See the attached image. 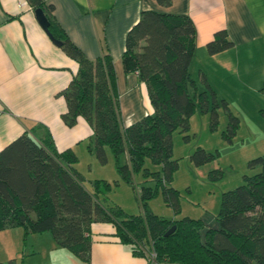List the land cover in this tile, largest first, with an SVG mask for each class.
I'll list each match as a JSON object with an SVG mask.
<instances>
[{"label": "trees", "instance_id": "obj_1", "mask_svg": "<svg viewBox=\"0 0 264 264\" xmlns=\"http://www.w3.org/2000/svg\"><path fill=\"white\" fill-rule=\"evenodd\" d=\"M26 1L34 11H44L51 34L79 65L63 92L67 102L64 122L71 126L82 117L91 125L94 135L88 142L89 153L106 164L110 149L122 181L133 184L134 176L142 173L152 177L155 186L142 187L140 215L107 206L118 182L95 180L89 191L73 150L59 152L48 132L39 137L37 129L26 131L0 151V232L21 228L25 242L32 234L50 233L57 246L90 264L92 225L105 222L115 227L116 237L135 256L152 262L154 253L156 264H264V155L250 162L251 168H260L257 174L245 176L243 185L223 193L214 227L204 219L168 220L150 207L162 193L175 216L181 214V194L172 187L179 168L178 160L173 159L172 135L188 132L194 115L211 114V128L217 129L218 110L223 108L229 117L223 138L230 143L240 128V119L225 99L219 100L206 76L202 74L201 90L192 78L197 31L191 18L143 11L130 30L123 68L128 74H138L147 85L154 112L124 125L112 58L88 59L57 22L52 5L43 0ZM156 1L163 7L172 5V0ZM233 47L228 32L222 30L206 49L214 56ZM260 91L264 93V84ZM218 156L198 148L191 159L202 167ZM149 162L161 170L151 172L146 166ZM213 175L221 176L222 171L214 170L210 177ZM173 227L175 231L166 237Z\"/></svg>", "mask_w": 264, "mask_h": 264}, {"label": "crops", "instance_id": "obj_2", "mask_svg": "<svg viewBox=\"0 0 264 264\" xmlns=\"http://www.w3.org/2000/svg\"><path fill=\"white\" fill-rule=\"evenodd\" d=\"M43 1L54 7L57 22L88 59L112 58L124 125L154 112L147 85L138 74L126 73L122 63L127 36L143 11L191 18L197 31L191 75L200 90L204 89L202 74L218 98H225L226 93L217 85L261 88L264 84V0H172L170 7L156 0ZM24 4L31 8L26 0H0V151L26 131L37 129L39 137L48 132L59 152H75L77 170L85 178L79 168L80 154L95 157L88 151L94 130L82 117L71 126L63 120L67 112L63 92L78 73V62L52 42L35 11ZM222 30L228 32L234 47L209 55L207 44ZM91 229L90 264H156L122 245L112 224L96 222ZM33 235L39 237L32 238L22 264H83L71 251L57 246L53 236Z\"/></svg>", "mask_w": 264, "mask_h": 264}, {"label": "rangeland", "instance_id": "obj_3", "mask_svg": "<svg viewBox=\"0 0 264 264\" xmlns=\"http://www.w3.org/2000/svg\"><path fill=\"white\" fill-rule=\"evenodd\" d=\"M193 77L198 79L197 71L193 70ZM217 86L222 93H226L225 98L219 100L230 102L231 111L240 119V128L231 143L223 138V134L228 133L229 117L226 111L220 108L217 129L211 128V114L198 112L191 118L188 132L176 131L172 135L173 159L179 162L172 187L181 194V214L176 217L160 193L150 202L152 211L160 217L168 220L183 217L204 219L210 227H214L223 193L243 185L245 176H253L260 171L259 167L251 168L250 162L264 155V93L260 91L262 87H249L241 83L238 87ZM198 148L214 155L219 153V156L215 161L198 167L191 159ZM107 152L109 161L106 164H101L96 157L90 159L89 155L80 154L79 168L85 175V187L92 192L91 183L95 180H106L113 184L118 182L109 194L106 205L120 206L130 215L142 214L139 202L141 189L144 185L154 187L155 181L141 173L134 176L133 184L125 183L117 173L112 152L110 149H107ZM146 166L151 172L161 170L160 166L150 162ZM218 169L222 171V175L210 177L211 172ZM46 236L52 238L50 233ZM34 237L39 235H30L25 242L21 228L1 231L0 264H22L24 254L30 253Z\"/></svg>", "mask_w": 264, "mask_h": 264}, {"label": "water", "instance_id": "obj_4", "mask_svg": "<svg viewBox=\"0 0 264 264\" xmlns=\"http://www.w3.org/2000/svg\"><path fill=\"white\" fill-rule=\"evenodd\" d=\"M35 17L36 20L38 21L39 25L41 26V28L48 34L49 38L52 40V42L58 46L61 47L62 43L57 41L53 35L50 32V23L49 20L47 18V16L45 15L44 11L42 9H38L35 11ZM175 231V227H173L171 230H169L166 234V237L170 236L173 232Z\"/></svg>", "mask_w": 264, "mask_h": 264}, {"label": "built area", "instance_id": "obj_5", "mask_svg": "<svg viewBox=\"0 0 264 264\" xmlns=\"http://www.w3.org/2000/svg\"><path fill=\"white\" fill-rule=\"evenodd\" d=\"M23 7H26V8H28L29 10H32L31 8H29L28 7V5L27 4H24V6ZM151 259L153 260V262H155L154 260L156 259V255L153 253V254H151Z\"/></svg>", "mask_w": 264, "mask_h": 264}]
</instances>
